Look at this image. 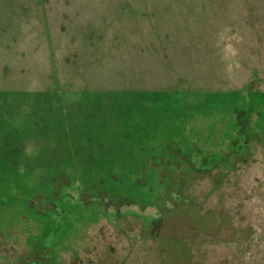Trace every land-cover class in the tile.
<instances>
[{"label": "rangeland", "instance_id": "rangeland-1", "mask_svg": "<svg viewBox=\"0 0 264 264\" xmlns=\"http://www.w3.org/2000/svg\"><path fill=\"white\" fill-rule=\"evenodd\" d=\"M0 264H264V0H0Z\"/></svg>", "mask_w": 264, "mask_h": 264}]
</instances>
